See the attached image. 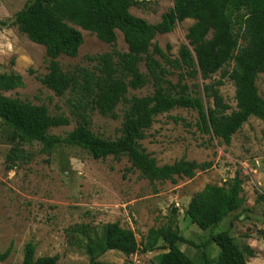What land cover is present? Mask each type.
I'll use <instances>...</instances> for the list:
<instances>
[{"label":"trees","instance_id":"1","mask_svg":"<svg viewBox=\"0 0 264 264\" xmlns=\"http://www.w3.org/2000/svg\"><path fill=\"white\" fill-rule=\"evenodd\" d=\"M172 9L163 14L160 22L150 25L130 14L137 6L134 0H27L15 13L10 26L27 40L45 49L47 74L40 83L57 98H65L69 117L50 116L43 106L23 103L2 96L21 83L17 75H0V123L11 146L7 169L25 159L22 147L37 143L44 153L51 154L62 145L79 146L94 159L126 158L130 168L150 183L192 179L196 172L210 169V163H196L180 159L171 165L158 166L140 142L146 138L154 119L173 109L196 113V128L201 135H211L229 146L232 137L250 118L264 124V100L258 95L256 81L264 83V0H171ZM185 20L194 23L188 28L187 45L178 50L174 60L156 44L157 35L169 34ZM89 32L108 44L107 53L87 57L88 67L64 71L58 59L75 58L83 39L75 28ZM122 34L127 52L115 49L116 35ZM151 49V51H150ZM166 51H169L167 48ZM163 61V64L155 59ZM145 64L146 74L139 65ZM235 68L229 70L230 64ZM203 86V96L184 82L210 81ZM177 76L171 84L168 77ZM234 86L235 109L226 104L220 94L224 81ZM151 83V95L127 99L128 90H138ZM122 107L119 137L101 138L91 131V117L97 114L116 121L117 108ZM74 122V129L65 138L49 135L54 128ZM242 181L238 175L224 185L206 186L189 201L185 215L201 231L216 228L225 217L242 206ZM98 246H87L90 264L103 254L114 251L125 257L139 251L134 233L118 223L107 224ZM147 251L155 248L159 236L149 231ZM167 246L152 264H192L176 246L185 241L176 231L163 238ZM219 252L214 264H247L250 250L235 246L230 236L219 233L211 237ZM202 262L211 264L202 244ZM145 251V250H144ZM11 253L9 247L0 254V263ZM57 256L35 258V245L23 247L22 264H56Z\"/></svg>","mask_w":264,"mask_h":264},{"label":"rangeland","instance_id":"2","mask_svg":"<svg viewBox=\"0 0 264 264\" xmlns=\"http://www.w3.org/2000/svg\"><path fill=\"white\" fill-rule=\"evenodd\" d=\"M134 1L137 6L130 8V14L150 25L159 23L161 16L172 9L171 0ZM26 2L0 0V75H17L21 79L18 87L2 96L43 106L50 116L70 119L65 98H57L40 83L48 66L44 47L29 42L16 27L10 26L15 13ZM193 23L185 20L171 33L157 35L153 42L174 60L179 48L187 45L185 36ZM75 29L83 39L77 56L58 59L67 72L75 67H88L87 57L111 50L95 35ZM115 35V49L127 52L122 34L116 31ZM234 68L235 64L231 63L229 70ZM139 69L147 73L144 63ZM177 79L176 75L167 78L171 84ZM218 79L219 74H216L207 82L197 77L196 81L184 83L190 87L196 84L193 91L203 96V86ZM256 88L264 100L261 76ZM152 91L149 82L138 90L129 89L126 98L148 96ZM234 91L229 80L220 88L224 102L232 109H235ZM117 114L116 121L93 114L92 133L104 139L119 137L121 106ZM196 119V113L186 109H173L160 115L146 131V138L140 145L158 166L185 159L210 163V169L196 172L192 179L175 178L174 182L153 183L132 170L124 157L96 160L87 150L75 145L59 146L51 154L44 153L37 143L24 145L25 159L8 170L6 156L11 146L0 123V254L11 248L7 260L0 264H22L23 247L27 243L35 245V258L57 256L56 264H90L87 246L100 245L104 227L112 223L134 233L140 244L139 251L129 257L110 251L93 264L156 263L167 251L162 238L172 231L196 246L176 244L192 264H203L202 244H206L209 262L215 263L219 250L211 237L222 232L230 236L237 248L252 252L247 264H264V124L250 118L232 137L230 145L225 146L211 135H201ZM74 127L71 121L66 127L51 129L49 135L65 138ZM235 175L242 181V206L216 228L201 231L185 215L190 199L206 186L220 187ZM150 230L161 237L155 248L147 251Z\"/></svg>","mask_w":264,"mask_h":264}]
</instances>
